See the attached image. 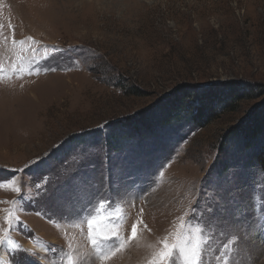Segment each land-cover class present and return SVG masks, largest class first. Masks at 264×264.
Instances as JSON below:
<instances>
[{"label": "rangeland", "instance_id": "1", "mask_svg": "<svg viewBox=\"0 0 264 264\" xmlns=\"http://www.w3.org/2000/svg\"><path fill=\"white\" fill-rule=\"evenodd\" d=\"M0 70V264H264V0H0Z\"/></svg>", "mask_w": 264, "mask_h": 264}, {"label": "snow or ice", "instance_id": "2", "mask_svg": "<svg viewBox=\"0 0 264 264\" xmlns=\"http://www.w3.org/2000/svg\"><path fill=\"white\" fill-rule=\"evenodd\" d=\"M23 61H21L22 63ZM21 69H16V71H20ZM2 71V70H0ZM96 222L91 221L89 223V227L92 229V239L91 242L94 246L98 245V242L102 240H108V239H119L118 234L113 235H105L104 229L100 228L99 232L97 231V228L95 227ZM138 235V224H133L131 228V237L130 239L135 240ZM163 246V250L158 252L150 261L149 264H170L171 259L174 257L177 251H179L184 257H185V264H199V257L202 255V250L199 243L192 244L191 247H189L186 243L176 245V244H169L166 240H163L160 242ZM124 247V241H121L120 245H118L119 248ZM111 254H115L114 252ZM107 258V257H105ZM69 264H72L71 260L69 261Z\"/></svg>", "mask_w": 264, "mask_h": 264}, {"label": "trees", "instance_id": "3", "mask_svg": "<svg viewBox=\"0 0 264 264\" xmlns=\"http://www.w3.org/2000/svg\"><path fill=\"white\" fill-rule=\"evenodd\" d=\"M235 92V91H234ZM237 93V92H236ZM221 95V94H220ZM234 95V93H233ZM206 98L208 97H198V103H204L206 102ZM181 105V104H180ZM180 105H178L180 107ZM177 106V108H179ZM195 109V108H193ZM192 111V110H191ZM195 112H193V115L195 116V121H201L202 118L205 115V107H198L195 110H193ZM192 115V114H191ZM250 123V119H248L247 121H245L244 123H242L241 125L237 126V128L232 129V131H236L238 133L241 134H246V137L249 140L250 143V139H254V138H261L262 140V149L261 151L256 155L255 160L257 162H259L260 165H262L264 167V109L259 111L257 116H254L253 119H251V125H249ZM125 138H120L121 143L124 141Z\"/></svg>", "mask_w": 264, "mask_h": 264}]
</instances>
